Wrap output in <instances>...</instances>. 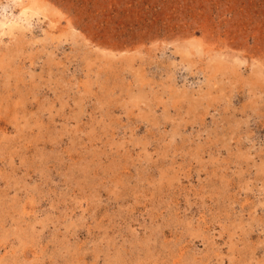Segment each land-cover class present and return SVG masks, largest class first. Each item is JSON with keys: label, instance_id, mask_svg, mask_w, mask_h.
<instances>
[{"label": "rangeland", "instance_id": "rangeland-1", "mask_svg": "<svg viewBox=\"0 0 264 264\" xmlns=\"http://www.w3.org/2000/svg\"><path fill=\"white\" fill-rule=\"evenodd\" d=\"M0 264H264V0H0Z\"/></svg>", "mask_w": 264, "mask_h": 264}, {"label": "bare ground", "instance_id": "bare-ground-1", "mask_svg": "<svg viewBox=\"0 0 264 264\" xmlns=\"http://www.w3.org/2000/svg\"><path fill=\"white\" fill-rule=\"evenodd\" d=\"M36 13V12H35Z\"/></svg>", "mask_w": 264, "mask_h": 264}]
</instances>
